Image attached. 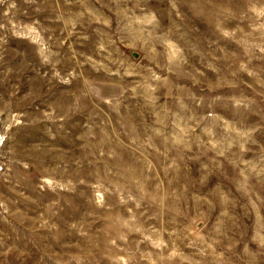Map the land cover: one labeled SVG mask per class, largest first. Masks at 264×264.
<instances>
[{
  "label": "rangeland",
  "instance_id": "obj_1",
  "mask_svg": "<svg viewBox=\"0 0 264 264\" xmlns=\"http://www.w3.org/2000/svg\"><path fill=\"white\" fill-rule=\"evenodd\" d=\"M0 264H264V0H0Z\"/></svg>",
  "mask_w": 264,
  "mask_h": 264
},
{
  "label": "water",
  "instance_id": "obj_2",
  "mask_svg": "<svg viewBox=\"0 0 264 264\" xmlns=\"http://www.w3.org/2000/svg\"><path fill=\"white\" fill-rule=\"evenodd\" d=\"M135 58H138V54L137 53H134L133 54Z\"/></svg>",
  "mask_w": 264,
  "mask_h": 264
}]
</instances>
